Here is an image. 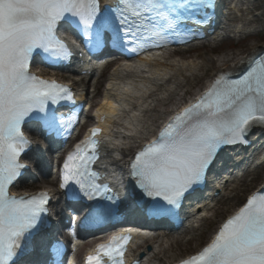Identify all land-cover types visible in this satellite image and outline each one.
I'll use <instances>...</instances> for the list:
<instances>
[{"label": "snow or ice", "instance_id": "1", "mask_svg": "<svg viewBox=\"0 0 264 264\" xmlns=\"http://www.w3.org/2000/svg\"><path fill=\"white\" fill-rule=\"evenodd\" d=\"M212 0H115L101 7L100 0H0V264H16L27 249L23 244L38 229L48 212L47 192L30 197L10 194L21 170V154L29 147L22 125L36 120L49 133L60 134L75 123L49 105L73 102L71 91L55 80L30 71L34 53L53 62L71 55L57 36L61 22L81 33L89 51L107 42L137 52L176 32ZM199 22V21H197ZM243 64L244 62L241 61ZM253 127L264 128V56L249 58L236 79L219 75L195 102L172 115L156 137L135 153L131 175L154 210L169 212L185 194L203 182L218 150L225 145L247 144ZM99 128L66 157L60 188L71 198L111 200L107 184L96 183L92 165L98 160ZM129 236H113L97 245L86 264H124ZM181 264H264V192L253 193L239 210L220 225L215 236Z\"/></svg>", "mask_w": 264, "mask_h": 264}, {"label": "bare ground", "instance_id": "2", "mask_svg": "<svg viewBox=\"0 0 264 264\" xmlns=\"http://www.w3.org/2000/svg\"><path fill=\"white\" fill-rule=\"evenodd\" d=\"M250 15V0H237L236 5L230 7L227 13H224L225 23H222L221 30L212 36V43L208 45L210 46L209 51L214 52L216 49L214 47L218 46L220 33L230 37L231 35L251 33L252 28L250 27L253 24L263 28L264 21L251 19ZM206 46V44H203L202 48L204 49ZM262 46L240 45L237 50L223 53L214 59L205 58L203 55L186 59L183 56L178 57L175 53H161L152 55L151 59H138L133 64L113 67L103 83L100 103L93 107L92 113L106 115L109 120L106 128L107 142L104 144L105 156L102 166L107 168L112 176H117L115 183H118L120 176L126 178V173L122 168V160L115 158L118 155H123L130 147L145 137L161 117L168 113L160 109L168 104L174 107L175 104L172 101L180 100L185 96L187 91H185L186 84L184 80L189 79L187 75L190 78L192 77L193 80H197V83L200 82L197 74H195L198 68L195 60L197 61L198 57L201 61L200 65H205L214 72L212 77L214 79L221 73L237 72L239 67L244 65L246 57L260 50ZM226 47L228 49L230 45L226 44ZM182 51L184 50L181 49L180 52ZM241 61L244 63L242 64ZM71 72L75 73V70L71 69ZM52 76L57 77L56 75ZM94 76L95 72L90 75V77ZM85 83L86 79H81L76 87L80 91L85 89L88 94L87 103L89 101L92 103L91 98L94 99V96H91L98 91L100 82L91 87L92 93L86 89ZM173 113L168 114L172 115ZM261 169H264V165ZM239 182L242 183L243 181L240 180ZM46 185L50 187L52 183L48 182ZM23 189L27 192L32 191L28 186ZM214 201L205 203L206 209L200 211V213L205 214L213 211L215 215H222L228 212L227 210H217L216 206L213 207L212 203ZM200 220L206 221L207 217L203 216ZM194 223L195 221L191 220L187 223L186 229L177 231L175 235L160 234L156 236L157 233H151L152 236H156L151 242H144V238H139L132 249L143 244L142 247L137 249L143 256L141 264H168L169 260L165 258L166 254L172 249L181 251L184 237L187 234H194L197 228ZM165 244H168V246L164 247ZM134 255L135 253L132 254V256Z\"/></svg>", "mask_w": 264, "mask_h": 264}, {"label": "rangeland", "instance_id": "3", "mask_svg": "<svg viewBox=\"0 0 264 264\" xmlns=\"http://www.w3.org/2000/svg\"><path fill=\"white\" fill-rule=\"evenodd\" d=\"M251 19H257L260 22L264 21V9L262 7V0H251ZM252 31L249 34H243L239 36H233L231 35L230 38H226L227 44L230 45V48H226V43L222 45H218L214 48V52L209 51V47H206L204 49H199L196 51H192L190 53H183L178 55V57L183 56L184 58L188 59L190 57L197 58V55H203L205 58H217L223 53H230L232 51H235L239 48L240 45H258L261 46L264 44V26L263 28H260L258 25H251ZM215 46V45H213ZM241 51V49H239ZM238 50V52H240ZM199 57L197 61L195 60L196 65H198L197 70L195 71V74H197V77L199 79V83H197V80H193L192 77L190 78L188 75L187 77L189 79H185L184 82L186 84L185 96L182 97L180 100H173L172 103L175 104L174 107L171 106V104H168L163 109H160L161 111H167L170 113L173 108L178 107L185 98L190 99L192 98L197 92H200L203 90L208 82L212 79L214 72L208 68L205 65H200ZM194 75V74H193ZM102 82H100L99 85V93L94 98L93 102L94 104H97L100 102V92L102 90ZM93 105V104H92ZM166 113L164 116L161 117L159 122L155 124L158 125L168 114ZM152 131V130H151ZM150 133V132H149ZM148 133V135H149ZM152 133V132H151ZM146 137V136H145ZM249 174L246 175L243 178V182L235 185L236 183L232 184L230 188L225 192L222 198L219 199V201L215 204L217 210H227L225 214L222 215H215L213 211H210L205 214L207 216L206 221H197L195 225L197 228L195 229L194 234H187L184 237V240L182 242L183 247H181V251L178 249H172L169 251L165 258L169 260V264H172L174 261H176L178 258L186 257L187 255L193 254L195 251H197L199 248H201L207 241L210 240L212 237L216 227L221 222V220L235 210L236 207L240 205L244 197L253 189H256L260 187L264 180V169H251L249 170ZM41 189V188H39ZM168 244H165L164 247H167Z\"/></svg>", "mask_w": 264, "mask_h": 264}]
</instances>
